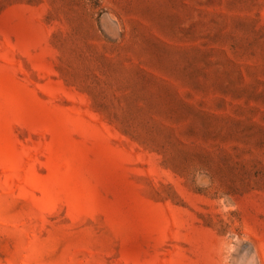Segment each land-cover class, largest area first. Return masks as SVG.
Segmentation results:
<instances>
[{
  "label": "rangeland",
  "instance_id": "374dc122",
  "mask_svg": "<svg viewBox=\"0 0 264 264\" xmlns=\"http://www.w3.org/2000/svg\"><path fill=\"white\" fill-rule=\"evenodd\" d=\"M264 264V0H0V264Z\"/></svg>",
  "mask_w": 264,
  "mask_h": 264
},
{
  "label": "clouds",
  "instance_id": "9594fccd",
  "mask_svg": "<svg viewBox=\"0 0 264 264\" xmlns=\"http://www.w3.org/2000/svg\"><path fill=\"white\" fill-rule=\"evenodd\" d=\"M224 264H228L227 257H225V259H224ZM251 264H256V256H255V254H253V256L251 258Z\"/></svg>",
  "mask_w": 264,
  "mask_h": 264
}]
</instances>
